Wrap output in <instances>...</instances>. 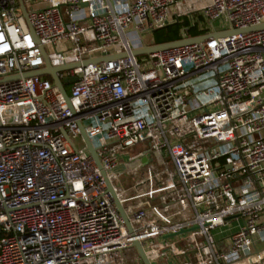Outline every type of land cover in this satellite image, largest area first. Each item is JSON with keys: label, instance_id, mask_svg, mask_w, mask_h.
Returning <instances> with one entry per match:
<instances>
[{"label": "built area", "instance_id": "1", "mask_svg": "<svg viewBox=\"0 0 264 264\" xmlns=\"http://www.w3.org/2000/svg\"><path fill=\"white\" fill-rule=\"evenodd\" d=\"M22 1L32 30L0 0V80L19 77L0 83V264H127L135 242L151 264H264V29L132 54L183 17L260 26L264 0ZM41 48L54 68L126 57L58 73L69 104L24 78Z\"/></svg>", "mask_w": 264, "mask_h": 264}, {"label": "water", "instance_id": "2", "mask_svg": "<svg viewBox=\"0 0 264 264\" xmlns=\"http://www.w3.org/2000/svg\"><path fill=\"white\" fill-rule=\"evenodd\" d=\"M21 9L23 11V15L28 23V26L31 29L30 23H29V13L27 12L24 3L22 0H19ZM264 29V24L257 26V27H252V28H248V29H242V30H229V31H224V32H218V33H213V34H207V35H203L200 37H196V38H183L182 40L179 41H175V42H171V43H164V44H149V45H144L141 48H138L136 50L133 51V55L137 58L140 57H145V56H149L152 54H156L159 52H163V51H167V50H171V49H176V48H181V47H185V46H190V45H195V44H203L208 40L211 39H219V38H225L228 36H232V35H236V34H243V33H249V32H254V31H259V30H263ZM32 30V29H31ZM32 34L35 36V34L32 31ZM36 38V36H35ZM42 51V55L43 58L45 60V68L42 70H38L35 72H30L24 75V78H32V77H51L54 84L56 85V87L60 90L61 94L63 95V97L66 99V101L70 104V98L68 95V92L66 90L65 85H69L72 83H75L77 81V79H71V80H65L64 82H62L59 78H58V73L61 72H65V71H69L71 69L80 67L81 65L87 66L90 64H96V63H101V62H106V61H110V60H114V59H119V58H125L126 55H118V56H108V57H104V58H99V59H92V60H88L86 62H84L83 64H74V65H68V66H64V67H59V68H54L51 66L48 55L46 53V50L44 48H41ZM19 79V77H12L9 79H1L0 83L6 82V81H10V80H16ZM81 134L83 139L85 140V144H86V151L91 155V157L95 160L96 164L98 165L99 169L102 172L103 177L106 179L107 181V185H108V192L109 194L112 196L113 201L115 202L124 222L126 223L130 233L133 232L131 223L129 221V218L125 212V209L123 207V205L121 204L118 196L116 195L114 189H113V185L112 183L108 180L106 173L103 171L101 163L99 161L96 149L93 147L92 143L90 142V140L88 139V137L85 134L84 129H81ZM64 135L67 134L64 131ZM68 138V137H67ZM145 162V161H144ZM195 229H191V230H185L182 231L178 234H172L169 236H166L165 239H170L173 237H176L178 235H182V234H187L191 231H193ZM133 248L136 250L138 256L140 257L141 261L143 264H151L150 260L148 259L142 245L139 242H135L133 245Z\"/></svg>", "mask_w": 264, "mask_h": 264}, {"label": "trees", "instance_id": "3", "mask_svg": "<svg viewBox=\"0 0 264 264\" xmlns=\"http://www.w3.org/2000/svg\"><path fill=\"white\" fill-rule=\"evenodd\" d=\"M183 31L188 38H196L207 34V31H200L197 27L192 26L188 17H183L173 24L154 31L151 34L152 43L164 44L182 40L184 37Z\"/></svg>", "mask_w": 264, "mask_h": 264}, {"label": "rangeland", "instance_id": "4", "mask_svg": "<svg viewBox=\"0 0 264 264\" xmlns=\"http://www.w3.org/2000/svg\"><path fill=\"white\" fill-rule=\"evenodd\" d=\"M222 24L220 22H215V27L217 29L221 28ZM152 41V37L150 34L146 35L144 37V42L145 44H150V42ZM68 91H70L69 87L67 88ZM138 150H133L132 152H137ZM114 184L118 187L121 188L125 191L126 195L131 196L133 193L132 190V184L133 182L131 180H129L127 177H123L117 181L114 182ZM227 234V233H226ZM136 260L137 259V253L135 249H132L128 252L125 253V261L127 264H132L131 261L132 260ZM136 264H142L141 262L136 263Z\"/></svg>", "mask_w": 264, "mask_h": 264}, {"label": "crops", "instance_id": "5", "mask_svg": "<svg viewBox=\"0 0 264 264\" xmlns=\"http://www.w3.org/2000/svg\"><path fill=\"white\" fill-rule=\"evenodd\" d=\"M150 44H152V41L150 42ZM147 45H149V44H147ZM139 47V46H138ZM237 225V224H236ZM229 233V232H228Z\"/></svg>", "mask_w": 264, "mask_h": 264}]
</instances>
